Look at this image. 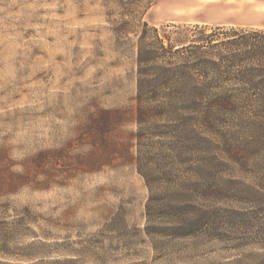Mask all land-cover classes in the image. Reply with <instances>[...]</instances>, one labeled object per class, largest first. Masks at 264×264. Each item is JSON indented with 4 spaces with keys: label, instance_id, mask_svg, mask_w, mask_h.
Segmentation results:
<instances>
[{
    "label": "rangeland",
    "instance_id": "rangeland-1",
    "mask_svg": "<svg viewBox=\"0 0 264 264\" xmlns=\"http://www.w3.org/2000/svg\"><path fill=\"white\" fill-rule=\"evenodd\" d=\"M151 1L142 20L173 46L218 27L221 38L264 30L255 0ZM120 12L117 0H0V264H264L261 247L180 235L176 208H225L219 227L229 239L256 231L237 223L260 205L240 193L244 184L264 187L262 123L227 116L207 124L191 105L188 133L163 138L175 157L167 142L152 146L155 168L170 176L149 191L134 161L136 37L113 31ZM214 165L223 179L215 196L179 188L204 180L210 190ZM151 195L165 209L148 235Z\"/></svg>",
    "mask_w": 264,
    "mask_h": 264
},
{
    "label": "trees",
    "instance_id": "trees-1",
    "mask_svg": "<svg viewBox=\"0 0 264 264\" xmlns=\"http://www.w3.org/2000/svg\"><path fill=\"white\" fill-rule=\"evenodd\" d=\"M151 3V0H117L121 9L120 21L117 29H113L121 37L128 33L136 37L134 161L149 191L153 190L152 184L159 179L158 176H170L165 169L155 168L160 153L159 149L152 151V146L159 148L163 142L166 144L164 137L175 141L178 133H188L185 115L191 105L195 112L196 109L200 111L197 114L207 124L228 116L257 120L264 127V30L229 29L225 31L226 36L221 38L218 32L222 28L218 27L209 34H202L200 40L177 47L172 45L167 35L160 34L156 27L142 20ZM191 131L195 133L193 128ZM155 138L159 141L154 142ZM167 145L169 156L175 157V146L170 141ZM202 161L205 162V159ZM220 162L216 160L217 165ZM208 163H211L210 159ZM201 165L196 168V175L203 179L206 174ZM212 174L214 179L210 190L204 180L203 184L183 183L184 187L178 186L185 192L202 190L208 198L215 196L218 193L214 190L217 188L216 183L223 179L219 178L217 168ZM244 189L246 191L240 193L242 200L245 203L258 202L260 205L253 216V213L243 211L241 222L237 224L241 230L254 226L256 231L231 233L234 237L229 239L226 230L221 232L219 227V224L227 223L221 215L225 208L216 205L199 207L198 203L191 202V205L187 201L176 207L181 212L179 217L182 216L178 223L179 234H208L213 241L233 244L234 249L250 245L261 247L259 249L264 251V187L244 184ZM166 192L165 188L160 193ZM152 197H149L145 206L149 223L145 232L148 235L153 228L149 226L150 223L165 209L162 205L164 200H161V205L152 206Z\"/></svg>",
    "mask_w": 264,
    "mask_h": 264
},
{
    "label": "crops",
    "instance_id": "crops-1",
    "mask_svg": "<svg viewBox=\"0 0 264 264\" xmlns=\"http://www.w3.org/2000/svg\"><path fill=\"white\" fill-rule=\"evenodd\" d=\"M211 5H214L215 3L213 1H205ZM255 8H258L260 12L264 14V0H255L254 3Z\"/></svg>",
    "mask_w": 264,
    "mask_h": 264
}]
</instances>
